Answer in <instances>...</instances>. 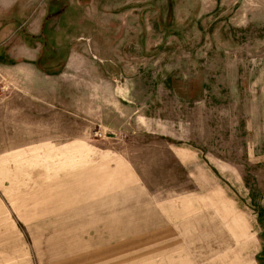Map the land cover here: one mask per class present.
<instances>
[{"label": "rangeland", "instance_id": "rangeland-1", "mask_svg": "<svg viewBox=\"0 0 264 264\" xmlns=\"http://www.w3.org/2000/svg\"><path fill=\"white\" fill-rule=\"evenodd\" d=\"M4 21L18 69L0 79V117L13 135L21 113L23 143L0 144V264H183L185 249L264 264V0H15ZM79 137L88 168L128 169L150 194L28 223L37 183L22 169L63 141L76 164ZM180 199L193 212L166 227L181 240L159 241L155 207Z\"/></svg>", "mask_w": 264, "mask_h": 264}, {"label": "crops", "instance_id": "crops-1", "mask_svg": "<svg viewBox=\"0 0 264 264\" xmlns=\"http://www.w3.org/2000/svg\"><path fill=\"white\" fill-rule=\"evenodd\" d=\"M14 1L0 0V79L7 78V71H16L18 69L17 61L13 60V58H9L8 61L4 54L6 50L1 46L4 45L7 34V26L4 21L6 9ZM14 80L17 81L16 76H14ZM6 118L7 115L5 116V114L0 117L1 146L22 144L23 124L21 113L18 112L17 115V112H15L16 121L11 123L13 124L11 127L15 129L13 135H9L7 132L8 121ZM76 140L77 142L73 145L74 154L78 156L76 164H72L71 162L70 152L72 147L70 146V142L66 143L67 141H63L59 142V144L67 146V148L63 149L62 154L56 153V151L59 152V149L55 150V147L53 150L48 148L42 152L37 151L36 155L33 152L31 156L32 161L36 159L37 161H43V164L38 165V167L22 169L21 173L23 176L29 177L31 183H37L36 190L31 193L29 199L32 203L30 211L24 213L26 218L31 219L28 223L50 226L60 224L59 221L56 223L57 217H64V224H81L87 218L88 212L92 213L91 211L95 210V213H98L96 215L99 216L100 213L106 210H113L119 207L117 200L120 194L124 195L126 200L131 199L133 201H145L144 194L146 193V196L150 194L145 186L143 187L138 180H135L134 175L128 169L122 168L123 175H119L120 171L117 167L111 169L104 168L102 159L95 161L94 167L88 168L87 142L81 137L76 138ZM29 143L55 145L53 140L48 139L47 141L42 140L40 142L38 138H31ZM90 151L93 153L92 150ZM2 152L8 153L7 150H1L0 156ZM94 154L96 155L97 152H94ZM89 160L91 159L89 158ZM56 161H61L62 163L55 166ZM35 177L36 179H34ZM123 177H129L130 179H123ZM45 202H47L46 205L44 204ZM224 206L223 204L221 208H225ZM193 209V200L190 202L189 199L163 202L161 207L157 205L155 211L156 215H158L159 225L162 226L160 227V232L156 234L159 241L167 242L172 240L171 242L175 243L181 240L172 229L167 230L166 226L167 224H180L182 220L187 218L188 214H192ZM42 216H45L46 219L38 220L43 219L44 217ZM45 231L48 234H54L49 227ZM167 231H170V233H167ZM55 236H49L48 240L55 238ZM63 239L65 240L66 237L63 236ZM191 240L196 239L191 238ZM190 252L188 249L182 252V256L185 259L183 264L194 263V259L192 260L191 258L195 255H191ZM218 256H233L237 258L240 255L238 251L223 249Z\"/></svg>", "mask_w": 264, "mask_h": 264}]
</instances>
